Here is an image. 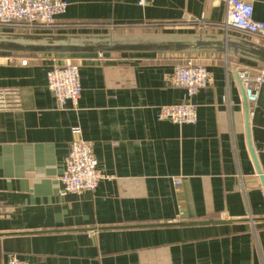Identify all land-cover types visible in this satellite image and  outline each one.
<instances>
[{
    "label": "crops",
    "instance_id": "obj_1",
    "mask_svg": "<svg viewBox=\"0 0 264 264\" xmlns=\"http://www.w3.org/2000/svg\"><path fill=\"white\" fill-rule=\"evenodd\" d=\"M66 1V22L192 32L164 26L225 17L222 0ZM245 1L264 22V0ZM128 29L141 28L113 31ZM196 55L213 82L193 97L197 122L175 124L156 114L184 100L171 82L176 54L0 53V264L9 254L25 264H264V84L251 108L235 65L256 64ZM66 58L79 61L75 106L47 88ZM74 126L105 177L61 195Z\"/></svg>",
    "mask_w": 264,
    "mask_h": 264
},
{
    "label": "built area",
    "instance_id": "obj_2",
    "mask_svg": "<svg viewBox=\"0 0 264 264\" xmlns=\"http://www.w3.org/2000/svg\"><path fill=\"white\" fill-rule=\"evenodd\" d=\"M220 1V0H213ZM154 0H136L137 5H151ZM225 5V17L221 21L206 20L204 16H192L185 21L170 22L166 28H194L203 31L205 28H215L216 31L237 33L264 44V22L253 16V5L245 0H222ZM66 0H0V30L4 31H74V30H117L134 27L148 28L152 24L94 22H66L60 17L66 12ZM171 82L184 90V100L181 103L161 105L157 110V118L169 120L175 124H194L197 122V105L193 102L194 95L213 82L212 74L204 64L205 60L196 54H176ZM226 63H229L228 58ZM237 64V63H236ZM237 77L241 83L246 103L253 108L258 100L259 87L264 84V66L246 64L235 65ZM240 66V67H239ZM47 88L52 93L59 106L67 101L74 106L81 96L82 86L79 74V61L76 58H66L62 65H54L46 74ZM252 113V112H251ZM73 138L70 141L63 162V172L59 193H82L94 191L99 181L105 177L97 167V158L91 144L84 140L79 126L72 127ZM175 185L179 184L174 179ZM7 264H25L14 254L8 255Z\"/></svg>",
    "mask_w": 264,
    "mask_h": 264
},
{
    "label": "water",
    "instance_id": "obj_3",
    "mask_svg": "<svg viewBox=\"0 0 264 264\" xmlns=\"http://www.w3.org/2000/svg\"><path fill=\"white\" fill-rule=\"evenodd\" d=\"M0 53L217 54L264 66V44L225 32H26L0 30Z\"/></svg>",
    "mask_w": 264,
    "mask_h": 264
},
{
    "label": "rangeland",
    "instance_id": "obj_4",
    "mask_svg": "<svg viewBox=\"0 0 264 264\" xmlns=\"http://www.w3.org/2000/svg\"><path fill=\"white\" fill-rule=\"evenodd\" d=\"M114 31H119V30H114ZM122 31H123V29H122ZM124 31H126V32H144V31H158V30H148V29L141 28L139 30H134V29L130 30V29H128V30H124Z\"/></svg>",
    "mask_w": 264,
    "mask_h": 264
}]
</instances>
